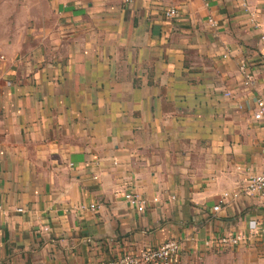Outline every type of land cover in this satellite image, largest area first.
I'll list each match as a JSON object with an SVG mask.
<instances>
[{
    "label": "crops",
    "instance_id": "0c3cea01",
    "mask_svg": "<svg viewBox=\"0 0 264 264\" xmlns=\"http://www.w3.org/2000/svg\"><path fill=\"white\" fill-rule=\"evenodd\" d=\"M54 2L58 22L29 24L39 48L0 51V264L169 240L173 264H264V198L243 192L264 172V0Z\"/></svg>",
    "mask_w": 264,
    "mask_h": 264
},
{
    "label": "built area",
    "instance_id": "2783aa9c",
    "mask_svg": "<svg viewBox=\"0 0 264 264\" xmlns=\"http://www.w3.org/2000/svg\"><path fill=\"white\" fill-rule=\"evenodd\" d=\"M245 1V0H243ZM244 7L248 12V5L245 4ZM162 14L167 19H176L179 17L180 13L177 8L164 9ZM210 22L215 24L211 19ZM261 40L264 41V35L261 37ZM243 71L245 67L241 68ZM249 78V77H248ZM250 79V78H249ZM249 82V81H248ZM247 82V84H248ZM227 97H230V93H226ZM254 117L256 120H264V97L256 100V109L254 111ZM243 192L249 196H261L264 198V172L250 178L246 186L244 187ZM125 202L138 213L143 214L148 210L149 200L137 191H126L123 193ZM229 197V194L226 193L223 196L224 202L225 199ZM234 198H238V195H234ZM155 202L158 200L155 198ZM221 205V204H220ZM220 205L215 207V211L220 210ZM84 209V206L81 207ZM96 205H91L90 209L94 210ZM19 212H23L22 209ZM246 237L238 234L233 236H223L216 240H208L205 242V245L211 248H229V247H238L245 242ZM181 251V245L177 240H169L157 247L147 248L139 254L126 253L124 256L110 260L101 264H173Z\"/></svg>",
    "mask_w": 264,
    "mask_h": 264
},
{
    "label": "rangeland",
    "instance_id": "374dc122",
    "mask_svg": "<svg viewBox=\"0 0 264 264\" xmlns=\"http://www.w3.org/2000/svg\"><path fill=\"white\" fill-rule=\"evenodd\" d=\"M54 6V0H0V51L21 56L26 48H39L33 40L38 35L37 26L31 29L29 24L58 22Z\"/></svg>",
    "mask_w": 264,
    "mask_h": 264
}]
</instances>
